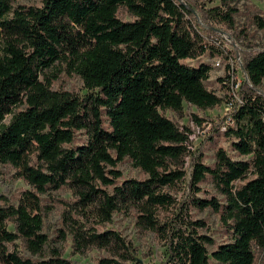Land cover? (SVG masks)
I'll use <instances>...</instances> for the list:
<instances>
[{
    "label": "trees",
    "instance_id": "1",
    "mask_svg": "<svg viewBox=\"0 0 264 264\" xmlns=\"http://www.w3.org/2000/svg\"><path fill=\"white\" fill-rule=\"evenodd\" d=\"M39 1V7H14L0 0V165L30 188L16 206L0 204V264H72L58 248L45 252L42 232L40 196L61 188L78 200L62 214L58 241L70 236L74 254L107 250L98 264H130L131 245L99 229L114 214L133 210L142 228L163 232L156 211L175 200L162 189L184 179L189 154V130L163 113L180 117L184 102L199 110L221 103L205 86L210 67L183 63L204 48L186 25L190 10L177 0ZM236 1L219 0L206 11L208 19L231 27ZM119 9L132 20H120ZM56 63L78 76L88 94L53 90L47 71ZM243 70L249 90L258 88L264 50ZM239 99L224 135L247 159L232 160L219 148L212 166L196 158L190 175L192 190L210 179L222 197L193 204L219 215L230 241L209 253L208 238L173 233L161 264H254L253 248L264 251V98L251 92ZM77 131L86 136L80 145H74ZM125 160L146 178L119 182L115 167Z\"/></svg>",
    "mask_w": 264,
    "mask_h": 264
},
{
    "label": "rangeland",
    "instance_id": "2",
    "mask_svg": "<svg viewBox=\"0 0 264 264\" xmlns=\"http://www.w3.org/2000/svg\"><path fill=\"white\" fill-rule=\"evenodd\" d=\"M177 1L190 10V14L186 16V25L204 48L202 55L193 60H184L183 63L191 67H197L200 64L210 67L209 79L205 82V86L221 99V103L211 109L199 110L184 102L180 117L171 111L163 113L180 130H189V154L185 158L183 167L185 177L175 186L162 189V192L171 196L175 203L167 209L160 208L156 211V220L163 232L158 234L142 228L136 223L137 214L133 210L125 214H114L111 222L99 229V232L114 231L131 245L133 261L130 264L165 262L173 233L188 235L194 231L197 236L208 238L213 243L206 245L209 253L230 241V234L219 215L209 208L199 210L194 206L195 199L202 201L215 197L221 201L222 197L210 179L200 183L197 190L190 188L192 165L195 159L200 157L203 165L212 166L215 151L219 148L223 149L232 160H246V157H239L231 150L230 138L224 135L225 127L230 124L234 105L241 94L248 95L252 92L264 98V80L258 88H252L250 91L251 85L243 70V65L248 58L264 50V0H237L230 4L235 11L231 27L208 19L206 11L219 6V0ZM12 5L39 7L40 1L12 0ZM118 18L128 22L132 20L124 9H119ZM47 74L52 79L53 90L67 91L79 98L88 94L80 78L73 73H68L64 65L56 63L55 68L48 70ZM220 80H223L225 85H222ZM88 116L90 118V114ZM9 119L10 116H6L5 123H8ZM84 142H86L84 131L75 132L74 145ZM115 168L121 174L119 182L146 178L126 160L117 164ZM14 174L15 171L9 166L0 165V204L5 201L16 206L23 192L30 191L22 180L14 177ZM39 200L43 212L42 232L48 239L46 253L51 247L58 248L62 252V257L72 264H98V260L109 256L107 250L96 248H89L81 255L74 254L72 240L68 235L64 241H58V230L63 228L62 214L65 209L69 211V208L78 200L72 191L61 188L41 195ZM193 223L199 225H193ZM6 229L10 232L14 231L12 224H8ZM16 244L20 254L29 257L20 243L16 242ZM253 254L254 264H264V251L253 248Z\"/></svg>",
    "mask_w": 264,
    "mask_h": 264
},
{
    "label": "built area",
    "instance_id": "3",
    "mask_svg": "<svg viewBox=\"0 0 264 264\" xmlns=\"http://www.w3.org/2000/svg\"><path fill=\"white\" fill-rule=\"evenodd\" d=\"M230 100H231V99H230ZM229 103H231V101H230ZM238 103H240V99H237V100H236V104L234 105V107H235ZM231 105H232V103H231ZM230 124H231V118H230Z\"/></svg>",
    "mask_w": 264,
    "mask_h": 264
}]
</instances>
